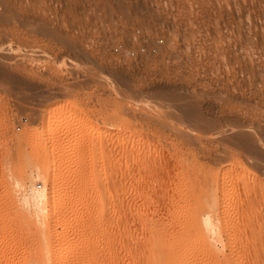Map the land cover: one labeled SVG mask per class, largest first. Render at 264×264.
<instances>
[{
    "label": "rangeland",
    "instance_id": "rangeland-1",
    "mask_svg": "<svg viewBox=\"0 0 264 264\" xmlns=\"http://www.w3.org/2000/svg\"><path fill=\"white\" fill-rule=\"evenodd\" d=\"M136 26L146 35L144 55L109 57L116 34L130 35ZM144 151L154 156L150 167L158 164L152 171L146 166L147 177L133 169L135 152ZM127 165L133 174L118 171ZM237 173L252 185L237 184ZM211 177L219 183L215 191ZM198 185L207 194L194 201ZM31 186L64 205L49 216L29 211L23 193ZM206 202L228 222L200 221L203 236L216 228L218 239L207 247L193 242L188 263L264 264V0H0V264L18 262L29 250L39 254L40 224L71 237L56 256L158 264L172 222ZM24 212L33 216L26 224ZM146 214L150 257L144 256ZM252 238L263 243L252 245ZM254 246L261 258L251 254L247 261Z\"/></svg>",
    "mask_w": 264,
    "mask_h": 264
},
{
    "label": "bare ground",
    "instance_id": "bare-ground-1",
    "mask_svg": "<svg viewBox=\"0 0 264 264\" xmlns=\"http://www.w3.org/2000/svg\"><path fill=\"white\" fill-rule=\"evenodd\" d=\"M48 132V131H47ZM89 138V137H88ZM91 139H92V137H91ZM93 140V139H92ZM87 141V140H86ZM102 141V140H101ZM95 142V141H94ZM103 142V141H102ZM104 143V142H103ZM102 143V144H103ZM88 144V143H87ZM105 144V143H104ZM92 145V144H91ZM99 145V144H98ZM88 146V145H87ZM123 145H121V147H122ZM126 146L127 145H125V147L123 148V149H126ZM102 147H104V146H102ZM105 148H106V146H105ZM140 149V148H139ZM89 150V149H88ZM142 150V148L140 149V152H142L141 151ZM145 150L147 151V153H149V150H147L146 148H145ZM136 151H138L139 152V150L137 149ZM137 152V153H138ZM139 152V153H140ZM133 153V155H134V152H132ZM146 152L144 151L143 153H141L140 155H137L136 154V152H135V155H134V157L136 158H134L133 159V164H134V166H135V168H133L134 170L136 169V171H141V170H145V172L143 171V173H142V175L140 174L141 172H139V174L141 175V177L143 176V175H147V172H146V170H147V168L148 167H150V165H149V163L151 164V161L150 160H153V161H155L154 159H153V157H151V155L150 154H152V152L150 153V154H145ZM84 154V153H83ZM156 154V153H155ZM177 154V153H176ZM144 155H146V156H144ZM175 155V154H174ZM148 156H150V157H148ZM109 159V158H108ZM150 161V162H149ZM152 161V162H153ZM92 164V163H91ZM104 165V164H103ZM153 165H157L158 166V164H154L153 163ZM153 165H151L152 167H153ZM193 165V167L195 168V166H194V164H192ZM192 165H190V166H192ZM131 166L132 167H134L133 165H132V162H131ZM146 166H147V168H146ZM89 167H90V165H89ZM130 167V166H129ZM129 167H128V165H127V167L125 166V168H122L121 169V167L118 169V171L121 173H123L124 172V169H125V171L126 172H128V170H130V172L132 171V174H133V169L131 170V168L129 169ZM152 167H150L149 168V170L151 169V171H152ZM156 167V166H155ZM155 167H154V169H155ZM193 167H191L190 169H194ZM83 168H85V167H83ZM128 170H127V169ZM109 169V168H108ZM107 169V170H108ZM113 169V168H112ZM138 169V170H137ZM99 170V169H98ZM106 170V171H107ZM123 170V171H122ZM83 171V170H82ZM109 171H111V170H109ZM113 171V170H112ZM151 171H149V172H151ZM234 171V170H233ZM125 172V173H126ZM75 173V172H74ZM90 173H92V172H90ZM110 173V172H109ZM146 173V174H145ZM73 174V173H72ZM112 174H113V172H112ZM124 174V173H123ZM135 174V173H134ZM150 174V173H149ZM149 174L147 175V176H149ZM236 174V173H235ZM238 174V173H237ZM242 174V173H241ZM63 174H61V176H62ZM76 175V174H75ZM90 175V174H89ZM121 175V174H120ZM128 175V174H127ZM130 175V174H129ZM55 176H56V174H55ZM79 176V175H78ZM110 176V175H109ZM123 176V175H122ZM146 176V177H147ZM52 177H54V176H52ZM73 177V176H72ZM87 177V176H86ZM121 177V176H120ZM138 177V176H137ZM140 177V176H139ZM234 177V176H233ZM245 176H243V175H240V174H238V175H236V177L234 178L235 180H236V183L237 184H242V186H244L245 184H246V182L247 181H245V178H244ZM55 178V177H54ZM74 178H75V176H74ZM123 178V177H122ZM215 178V177H214ZM64 179V178H63ZM62 179V180H63ZM114 179H115V177H114ZM135 179V178H134ZM233 179V178H232ZM61 180V179H60ZM85 180V179H84ZM105 180V179H104ZM108 180L110 181V178H108ZM234 180V181H235ZM246 180H247V178H246ZM146 181V180H145ZM209 181H211V183H210V188H211V190H213V191H215L216 189H217V186L219 185V183H218V181H216L215 179H213L212 177H211V180H209ZM105 182V181H104ZM113 182H111V184H112ZM115 183H116V181H115ZM146 183V182H145ZM248 183V187H250L249 185H252L251 183H249V181L247 182ZM118 184V183H117ZM141 184V183H140ZM143 184V183H142ZM147 184V183H146ZM240 184V185H241ZM254 185H256V183H253ZM103 185V184H102ZM107 185H109V184H107ZM148 186H150V184H147ZM147 185H145V187H148ZM196 185V184H195ZM111 186V185H110ZM242 186H241V188H242ZM32 187V186H31ZM104 187V186H103ZM118 187V186H117ZM144 186L141 188L142 190H144V188H145ZM252 187V186H251ZM255 187V186H254ZM108 188V187H107ZM107 188H106V190H107ZM244 188V187H243ZM253 188V187H252ZM28 189V188H27ZM109 189V188H108ZM151 189V188H150ZM205 189V188H204ZM203 188H202V186H200L199 187V185L198 186H195V192L193 191V193L191 194V198L194 200V201H199V200H202V197L205 199V195L207 194L206 193V190H204ZM61 190V189H60ZM64 191V190H63ZM101 191H102V188H101ZM105 191V190H104ZM109 191V190H108ZM112 191V190H111ZM21 193H22V191H20ZM24 192V191H23ZM52 192V191H51ZM73 192V191H72ZM110 192V191H109ZM116 192H117V190H116ZM111 193V192H110ZM142 193H144L143 191H142ZM6 194V193H5ZM16 194V193H15ZM24 194V196H23V200H24V205H26V207H28V209L29 208H32V212H33V210L36 212V214L38 213V215L40 214V215H42V216H44V214L46 213L47 214V216H49L50 214H52V213H55L56 211L55 210H57V208L60 206L61 207V205L63 204L62 203V201L61 200H57V202L55 201H52V198H50L49 196H46V195H38V194H36L35 193V191H34V187H32V188H30V189H28V190H26L25 189V193H23ZM103 194H105V193H103ZM107 194H108V192H107ZM113 194V193H112ZM112 194H110V195H112ZM10 195V194H9ZM16 195H18V194H16ZM20 195V194H19ZM72 195V194H71ZM116 195V194H115ZM144 195V197L146 196V194H143ZM6 196V195H5ZM103 196V195H102ZM12 197V196H11ZM11 197H10V199H11ZM18 197V196H17ZM65 197V196H64ZM67 197V196H66ZM111 197V196H110ZM143 197V198H144ZM142 198V197H141ZM151 198V197H150ZM6 199V198H5ZM12 199H13V197H12ZM17 199H19V198H17ZM16 199V201H18L19 203H20V201L19 200H21V198L19 199V200H17ZM104 199V198H103ZM106 199V198H105ZM104 199V200H105ZM108 199V198H107ZM112 199H113V196H112ZM251 199V198H250ZM254 199V198H253ZM252 199V200H253ZM8 200V199H7ZM13 200H15V198L13 199ZM116 200V199H115ZM147 200V199H146ZM11 201V200H10ZM58 201H60L61 203H58ZM65 201V200H64ZM11 202H13V201H11ZM96 202V201H95ZM99 202L100 201H98V204H99ZM103 202H105V201H103ZM107 202H110V201H107ZM252 202V201H251ZM262 202H263V200H262ZM10 203V202H9ZM13 203H15V202H13ZM94 203V202H93ZM93 203H90V204H92L93 205ZM116 203V202H115ZM207 203V202H206ZM22 204V203H21ZM80 204V203H79ZM86 204V203H85ZM105 204V203H104ZM108 204H110V203H108ZM9 205V204H8ZM13 205V207H14V209L15 208H17V207H19V206H15V205H17V203L14 205V204H12ZM11 205V206H12ZM18 205H20V204H18ZM23 205V206H24ZM64 205V204H63ZM75 205V204H74ZM88 205H89V203H88ZM91 205V206H92ZM95 205H96V203H95ZM86 206H87V204H86ZM86 206H84V208L85 209H87L86 208ZM99 206L101 207V202H100V204H99ZM98 206V207H99ZM66 207V206H65ZM67 207H69V206H67ZM66 207V208H67ZM83 207V206H82ZM88 207V206H87ZM94 207V206H93ZM104 207V206H103ZM103 207H101V208H103ZM110 207V206H109ZM108 207V208H109ZM10 208V207H9ZM20 208V207H19ZM72 208V207H71ZM75 208H76V206H75ZM74 208V209H75ZM80 208V207H79ZM107 208V209H108ZM113 208V207H112ZM13 209V210H14ZM21 209H23L22 207H21ZM70 209V208H69ZM81 209V208H80ZM84 209V210H85ZM93 209V208H92ZM106 209V208H105ZM104 209V210H105ZM7 210V209H6ZM31 209H29V211H30ZM59 210H61V209H59ZM70 210H72V209H70ZM69 210V211H70ZM101 210V209H100ZM99 210V212H101ZM16 210H14V212H15ZM17 211H19V209L17 210ZM23 211V210H22ZM22 211H20L21 213H22ZM26 211H27V209H26ZM63 211H65V210H63ZM68 211V210H67ZM66 211V212H67ZM73 211V210H72ZM79 211H81V210H79ZM88 211H89V209H88ZM91 211H93V210H91ZM95 211L96 212H98V209L96 210V207H95ZM108 211H110V209L108 210ZM59 212V211H58ZM78 212V211H77ZM105 212L106 211H104L103 213L105 214ZM3 213V212H2ZM5 213V212H4ZM3 213V214H4ZM17 213V212H16ZM25 214H23V217H24V215H26V213H28V212H24ZM73 213V212H72ZM72 213H70V214H72ZM81 213V212H80ZM86 213V212H85ZM88 213V212H87ZM86 213V214H87ZM91 213V212H90ZM110 213V212H109ZM108 213V214H109ZM149 213V212H148ZM147 213V214H148ZM13 214H15V213H13ZM17 214H19V213H17ZM33 214V213H32ZM58 214V213H57ZM56 214V215H57ZM61 214V213H60ZM59 214V215H60ZM65 214V213H64ZM69 214V215H70ZM75 214V213H74ZM82 214V213H81ZM103 214V215H104ZM147 214L145 215V217L143 218V220H142V225H143V230L145 231V237H146V244H147V246L146 247H144V251H145V257H150V255H152V227H151V215H150V217H149V215L147 216ZM22 215V214H21ZM55 215V216H56ZM78 215V214H77ZM80 215V214H79ZM84 215V214H83ZM89 215V214H88ZM100 215V214H99ZM223 215V214H222ZM227 215V214H226ZM26 216H28V215H26ZM25 216V217H26ZM61 216V215H60ZM59 216V217H60ZM63 217H64V215H62ZM74 216H76V215H74ZM84 216H87V215H84ZM90 216H93V215H90ZM95 216H96V214H95ZM101 216V215H100ZM99 216V217H100ZM106 216V215H105ZM2 217V216H1ZM13 217H15V215H12V218ZM23 217H21V218H23ZM24 217V223H25V221H27V220H30L29 218H32L33 216H31V217H28V219H27V217L25 218ZM39 217V216H38ZM41 217V216H40ZM46 217V216H45ZM56 217H58V216H56ZM55 217V218H56ZM58 217V218H59ZM62 217V218H63ZM68 217V216H67ZM97 217H98V215H97ZM113 217V216H112ZM223 217H224V215H223ZM227 217H229V216H226L225 217V219H228ZM10 219H11V217H9ZM8 218V219H9ZM19 218V217H18ZM37 218V217H36ZM50 218H51V216H50ZM71 218V217H70ZM83 218V217H82ZM81 218V219H82ZM90 218V217H89ZM89 218H88V221H89ZM93 218H95L94 216H93ZM102 218H104L103 216H102ZM102 218H101V220H102ZM107 218V217H106ZM106 218H105V220H106ZM110 218V217H109ZM213 218H216L217 220H218V218H220V220H223V219H221V215H220V213L219 212H217V208H216V204L214 203V202H209V203H207V205L205 206V207H201L200 209H197L196 211H188V212H186V213H181V214H179L178 216H177V218L172 222V224L170 225V236H171V239H170V245H169V247H168V249H166V250H164L163 252H162V255H161V257H160V259H159V261H158V264H190V263H188V261H187V259H186V250L188 249V247L190 246V245H192L193 244V242H194V245L195 244H198L199 245V247L200 246H205V247H207L208 246V244H209V242H210V240H217L218 238V232H217V230H216V228H214V229H212V231H211V236L209 237V239L207 238V237H205V236H203V231L201 230V228H200V221H205V223H207V224H209L210 226L209 227H212V224H211V222H212V219ZM26 219V220H25ZM57 219V218H56ZM61 219V218H60ZM67 219V218H66ZM76 219V218H75ZM74 219V220H75ZM81 219H79V217H78V221L79 220H81ZM86 219V218H85ZM90 219H92V217L90 218ZM13 220H15V218L13 219ZM19 220V219H18ZM31 220H33V219H31ZM39 220H40V218H39ZM44 220H46V219H44ZM53 220V219H52ZM64 220V219H63ZM100 220V222H103V221H101ZM104 220V221H105ZM108 220V219H107ZM1 221H3V219L1 220L0 219V222ZM8 221V220H7ZM12 220H10V222H11ZM34 221V220H33ZM33 221H31L32 222V225L35 223H33ZM36 221V220H35ZM65 221V220H64ZM78 221H76V222H78ZM83 221V220H82ZM86 221V220H85ZM95 220H93V222H94ZM98 221V220H97ZM113 221V220H112ZM226 221L227 220H223V224L224 223H226ZM231 220H229V222H230ZM6 222V221H5ZM9 222V221H8ZM15 222V221H14ZM21 222V221H20ZM30 222V221H29ZM42 223H43V221H41ZM51 222V221H50ZM54 222V221H53ZM56 222H57V220H56ZM62 222V221H61ZM73 222V221H72ZM75 222V223H76ZM109 222V221H108ZM228 222V221H227ZM253 222V221H252ZM2 223V222H1ZM7 223V222H6ZM24 223H23V226H24ZM27 223V222H26ZM25 223V224H26ZM40 223V222H39ZM45 223V222H44ZM46 223H47V220H46ZM46 223H45V225H46ZM55 223V222H54ZM53 223V224H54ZM66 223V222H65ZM68 223V222H67ZM74 223V224H75ZM89 223V222H88ZM96 224H97V222H95ZM99 223V222H98ZM3 224H4V222H3ZM9 224V223H8ZM14 224V223H13ZM18 224V223H17ZM20 224V223H19ZM22 224V223H21ZM28 224H30V223H28ZM52 224V223H51ZM52 224V225H53ZM58 224V223H57ZM64 223H62V225H63ZM72 224V223H71ZM84 224H86V223H84ZM92 224H94V223H92ZM91 224V222H90V225H92ZM95 224V225H96ZM103 224V223H102ZM110 224V223H109ZM253 224V223H252ZM1 225V224H0ZM16 225V224H15ZM14 225V226H15ZM31 225V224H30ZM37 225H39V224H37ZM36 225V226H37ZM42 224H40V229H39V231H38V228H37V231H36V229H35V224H34V230H32V232L33 231H36L35 233L36 234H38V239H35V240H38L39 242H38V246L40 247V248H38L39 249V254H35L34 255V253L32 254V252L35 250H33L32 252L29 250V252H30V254H29V252H28V254L27 255H24V257H22V259L20 258V261H16L15 262V260H14V263H12V264H84L82 261V263L80 262V259L77 257V256H79L78 254H77V258L76 257H73V258H75V259H73V258H70V259H67V257H68V253H67V251L65 252V251H63V252H61V253H59V255L58 256H56V250H57V248H58V246H59V244H60V242H62V240H64V239H66V241H68L69 239L68 238H66L65 236H64V234H62V232H61V230L60 231H55V227H54V230L53 229H51L48 225H46V226H41ZM73 225V224H72ZM88 225V224H87ZM86 225V226H87ZM89 225V226H90ZM94 225V226H95ZM106 225H107V223H106ZM254 225V224H253ZM259 225V224H258ZM2 227H3V225H1ZM4 226H5V224H4ZM6 226H8L7 224H6ZM11 226V225H10ZM14 226H13V228H14ZM27 226V225H26ZM59 226H60V224H59ZM63 226H65V224L63 225ZM68 226V225H67ZM69 226H71L70 225V223H69ZM76 225H74V227H75ZM79 226V225H78ZM81 226V225H80ZM79 226V227H80ZM85 226V225H84ZM103 226V225H102ZM104 226H105V224H104ZM207 226V225H206ZM251 226V225H250ZM261 226V225H260ZM18 227V226H17ZM22 227V226H21ZM20 227V228H21ZM28 227V226H27ZM26 227V228H27ZM58 227V226H57ZM72 227V226H71ZM73 227V228H74ZM95 227H97V226H95ZM106 227V226H105ZM110 227V226H109ZM246 227H248V225L246 226ZM7 228V227H6ZM24 229H25V227H23ZM30 228V227H29ZM28 228V229H29ZM64 228V227H63ZM65 228H66V226H65ZM67 228H69V227H67ZM82 228H83V225H82ZM86 228V227H85ZM88 228H90V227H88ZM99 228V227H98ZM251 228V227H250ZM260 227H258V229H259ZM16 229V228H15ZM22 229V228H21ZM21 229H20V231H21ZM33 229V228H32ZM61 229V228H60ZM95 229H97V228H94V230ZM1 230V229H0ZM3 230V229H2ZM18 230V229H17ZM56 230H57V228H56ZM59 230V229H58ZM83 230V229H82ZM86 230V229H85ZM85 230H83L84 232H85V234H86V231ZM99 230V229H98ZM107 230V229H106ZM5 231V230H4ZM23 231H26V230H23ZM29 231H31V230H29ZM68 231V230H67ZM66 231V232H67ZM78 231V230H77ZM79 231H80V229H79ZM89 231V230H88ZM100 231V230H99ZM103 231H104V229H103ZM108 231V230H107ZM252 231V230H251ZM255 231V230H254ZM2 232V231H1ZM74 232V231H73ZM82 232V231H81ZM80 232V233H81ZM92 232V231H91ZM98 232V231H97ZM249 232V231H248ZM253 232V231H252ZM15 233V232H14ZM18 233V232H17ZM19 233H21V232H19ZM18 233V234H19ZM26 233H28V232H24V235H26ZM31 233V232H30ZM34 233V234H35ZM65 233V232H64ZM70 233H72V231L70 232ZM70 233H68L69 235H70ZM77 233V232H76ZM93 233H96V232H93ZM105 233V232H104ZM109 233V232H108ZM1 234V233H0ZM11 234H12V232H11ZM66 234V236H68V234L67 233H65ZM79 234V233H78ZM82 234V233H81ZM92 234V233H91ZM107 234V233H106ZM253 234V233H252ZM3 235V234H2ZM15 234H13V236H14ZM28 235H29V233H28ZM32 235V234H31ZM30 235V236H31ZM87 235V234H86ZM89 235V234H88ZM97 235H99V233H97ZM105 235V234H104ZM103 235V236H104ZM247 235V234H246ZM245 235V236H246ZM16 236L17 235H15V238H16ZM18 236H20V235H18ZM33 236H35V235H33ZM82 236V235H81ZM247 236H250V235H247ZM247 236H246V239H247ZM2 237V236H1ZM0 237V240L2 239ZM6 236H4V238H5ZM8 237V236H7ZM6 237V238H7ZM12 237V236H11ZM11 237H9L10 239H11ZM26 236H24V238H25ZM87 237V236H86ZM227 237V236H226ZM5 238V239H6ZM23 238V239H24ZM80 238V237H79ZM81 238H83V237H81ZM90 238V237H89ZM249 239H250V237H248ZM257 238V237H256ZM259 238V237H258ZM264 238V237H263ZM263 238H261L260 240L262 241V239ZM8 239V238H7ZM17 239V238H16ZM20 239V238H19ZM22 238H21V240H23ZM28 239V238H27ZM26 239V240H27ZM32 239V238H31ZM34 239V238H33ZM77 239V238H76ZM76 239H74V242H75V240ZM255 239V238H254ZM254 239L252 238V241H253V244L251 243L252 241H250V245L252 244V245H254L255 243H258V244H260L259 242H260V240H258V241H254ZM13 240V239H12ZM18 240V239H17ZM25 240V239H24ZM28 240H30V239H28ZM251 240V239H250ZM11 241V240H10ZM9 241V242H10ZM16 241V240H15ZM65 240H64V242L63 243H65L66 242ZM79 241H80V239H79ZM82 241H84V240H82ZM85 241H86V239H85ZM89 241H92V240H89ZM96 241V240H95ZM94 241V242H95ZM231 241V239H229V242ZM249 240L247 239V242H248ZM264 241V240H263ZM263 241L261 242V243H263ZM5 241H3V243H4ZM69 243H70V241H68ZM94 242H92V243H94ZM2 243V244H3ZM19 243V242H18ZM68 243V244H69ZM79 243H81V241L79 242ZM86 243H87V241H86ZM91 243V244H92ZM101 243V242H100ZM5 244V243H4ZM7 244H8V242H7ZM10 244H11V242H10ZM19 244H24V242L23 243H19ZM30 244H31V242H30ZM34 244V243H33ZM40 244V245H39ZM62 244V243H61ZM77 244H78V241H77ZM84 244V243H83ZM90 244V243H89ZM90 244V245H91ZM96 245H97V243H95ZM106 244H107V242H106ZM248 244V245H249ZM12 245H13V242H12ZM25 245V244H24ZM28 245V244H27ZM37 245V244H36ZM69 245H71V243L69 244ZM76 245V244H75ZM88 244H86L85 246H87ZM89 245V246H90ZM92 245H94V244H92ZM91 245V246H92ZM103 245L104 246H106L104 243H103ZM145 245V244H144ZM239 245V244H238ZM248 245H247V247H248ZM262 245V244H261ZM260 245V246H261ZM5 246V245H4ZM14 246V245H13ZM26 246V245H25ZM29 246V245H28ZM61 246V245H60ZM73 246H74V244H73ZM6 247V246H5ZM17 247V246H16ZM20 247V246H19ZM23 247V246H22ZM27 247V246H26ZM26 247H25V249H26ZM31 247V246H30ZM62 247V246H61ZM66 247V246H65ZM70 247V246H69ZM72 247V246H71ZM70 247V248H71ZM77 246H74V248H76ZM80 247H81V245H80ZM79 247V248H80ZM100 247V246H99ZM250 247H252V246H250ZM262 247V246H261ZM9 248H11V246L10 247H8L7 249H9ZM14 248V247H13ZM18 248V247H17ZM17 248H15V249H17ZM95 248V247H94ZM101 248V247H100ZM259 247H256V246H254V248H252V253H251V251L249 252L248 251V249L250 250V248L248 247V249H247V251L250 253L249 255H248V257L246 256V260L248 261L250 258H252V257H249V256H251V254H253V256H254V254H255V260H257L258 261V259L259 258H261V257H259L258 258V255L260 256V250L258 249ZM19 249V248H18ZM18 249H17V251H18ZM29 249V248H28ZM28 249H26L27 251H28ZM31 249H32V247H31ZM68 249V248H67ZM81 249V248H80ZM86 249V248H85ZM88 250H89V248H87ZM11 250V249H10ZM25 250V251H26ZM62 249H60L59 251H61ZM70 250V249H69ZM71 250H73V249H71ZM76 250H78V247H77V249ZM82 250V249H81ZM92 250V249H91ZM91 250H89L88 252H90ZM98 250V249H97ZM102 250H103V248H102ZM5 251H7V250H5ZM4 251V252H5ZM22 251V250H21ZM20 251V252H21ZM24 251V252H25ZM36 251V250H35ZM83 251V250H82ZM81 251V252H82ZM87 251V250H86ZM85 251V252H86ZM92 251H95V250H92ZM92 251L90 252V254L92 253ZM100 251H101V249H100ZM103 251H105V250H103ZM102 251V252H103ZM1 252H3V250L1 251ZM4 252H3V254H4ZM12 252V251H11ZM76 252V251H75ZM77 252H80V251H77ZM80 252V253H81ZM85 252L83 251V253L85 254ZM248 252H246V250H245V252H244V254L245 253H248ZM19 253V252H18ZM26 253V252H25ZM36 253V252H35ZM38 253V252H37ZM71 253H72V251H71ZM94 253H96L97 254V252L95 251ZM8 254V253H7ZM73 254H75L74 252H73ZM100 254V253H99ZM6 255V254H5ZM82 255V257L84 256L83 254H81ZM86 255V254H85ZM94 255V258H95V254H93ZM101 255V254H100ZM246 255V254H245ZM13 256V255H12ZM16 256V255H15ZM15 256H14V258H15ZM21 256V255H20ZM19 256V257H20ZM89 256H91V255H89ZM89 256L87 257V259L89 258ZM4 257H6V256H4ZM3 256L1 257L2 258V260H3V258H4ZM9 257V256H8ZM69 257H70V255H69ZM72 257V256H71ZM86 257V256H85ZM98 257V256H97ZM96 257V258H97ZM102 257H104V256H102ZM108 257V256H107ZM106 258V257H105ZM110 258H112V257H110ZM110 258H108L109 260H111L112 261V259L114 258H112V259H110ZM245 258V257H244ZM248 258V259H247ZM258 258V259H257ZM13 259V258H12ZM86 259V260H87ZM91 260L93 259V256H92V258H90ZM89 259V260H90ZM98 259H99V257H98ZM1 260V259H0ZM5 260H6V258H5ZM83 260H84V258H83ZM86 260H84V262L86 261ZM90 260V261H91ZM96 260V259H95ZM103 260H104V258H103ZM245 260V259H244ZM13 261V260H12ZM98 261H100V260H97V261H95V262H98ZM106 261V263H107V259L106 260H104L103 262H105ZM110 261V262H111ZM246 261V262H247ZM251 261H252V259H251ZM253 261H254V257H253ZM257 261H254V262H257ZM8 262V261H7ZM10 262V261H9ZM92 262V261H91ZM93 262H94V260H93ZM245 262V261H244ZM253 262V263H254ZM11 263V262H10ZM9 263V264H10ZM86 264H88L87 262H85ZM100 263V262H99ZM109 263V262H108ZM107 263V264H108ZM113 263V262H112ZM111 263V264H112ZM117 263V262H116ZM236 264H242L243 262H239V261H237V262H235ZM249 263H250V261H249ZM252 263V262H251ZM8 264V263H7ZM94 264H96V263H94ZM105 264V263H104ZM114 264H115V260H114ZM193 264H196V263H193Z\"/></svg>",
    "mask_w": 264,
    "mask_h": 264
},
{
    "label": "built area",
    "instance_id": "built-area-1",
    "mask_svg": "<svg viewBox=\"0 0 264 264\" xmlns=\"http://www.w3.org/2000/svg\"><path fill=\"white\" fill-rule=\"evenodd\" d=\"M119 32L116 34V40L109 48V57L113 60H121L129 58L133 61L139 59L140 56L144 55L146 51L145 38L143 30L136 26L130 31V35L122 37ZM159 40L154 41L152 44V50H154L159 44ZM40 187V185L38 186Z\"/></svg>",
    "mask_w": 264,
    "mask_h": 264
}]
</instances>
